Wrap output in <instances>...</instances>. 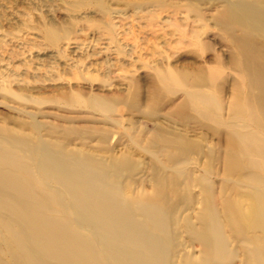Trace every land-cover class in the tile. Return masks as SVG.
Masks as SVG:
<instances>
[{
    "label": "rangeland",
    "instance_id": "1",
    "mask_svg": "<svg viewBox=\"0 0 264 264\" xmlns=\"http://www.w3.org/2000/svg\"><path fill=\"white\" fill-rule=\"evenodd\" d=\"M239 1L0 0V129L86 154L160 204L175 255L199 253L186 225L203 216L224 264H264V79L241 54L264 67V31L230 8L264 21V0Z\"/></svg>",
    "mask_w": 264,
    "mask_h": 264
},
{
    "label": "bare ground",
    "instance_id": "2",
    "mask_svg": "<svg viewBox=\"0 0 264 264\" xmlns=\"http://www.w3.org/2000/svg\"><path fill=\"white\" fill-rule=\"evenodd\" d=\"M249 5L254 7L251 3ZM230 8L235 10L236 18L250 17L253 26L264 31L263 20L241 12L243 9L240 11L238 5ZM247 47L241 48L245 58L243 64L248 75L262 81L263 65L261 69L258 67L261 66L262 55L256 63L254 57L258 52L249 59ZM258 47L257 50L261 49ZM27 137H18L0 129V264L225 263L227 242L215 218L202 216L197 226L188 221V233L192 240L199 242L201 249L198 254L187 250L175 255L173 243L176 236L160 204L149 198L137 199L129 192L127 195L119 192L117 174L109 180L108 170L88 155L39 137ZM236 137L233 135L235 140ZM259 217L260 226L264 228V210H260ZM250 259L245 263L252 264Z\"/></svg>",
    "mask_w": 264,
    "mask_h": 264
}]
</instances>
